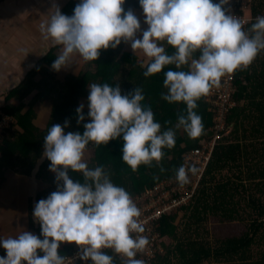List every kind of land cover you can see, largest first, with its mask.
Here are the masks:
<instances>
[{
	"label": "clouds",
	"instance_id": "9594fccd",
	"mask_svg": "<svg viewBox=\"0 0 264 264\" xmlns=\"http://www.w3.org/2000/svg\"><path fill=\"white\" fill-rule=\"evenodd\" d=\"M124 3L78 0L71 15L54 6L39 25L44 39L61 46L50 67L59 71L75 57L95 61L101 49H115L125 42L134 54L139 50L145 57V77L174 66L163 72L166 91L160 95L185 107L172 127L162 130L151 107L142 103L140 87L122 94L118 83H89L90 119L83 124V132H65L66 119L63 126L52 124L43 136L42 157L50 161L48 169L55 173L56 190L33 207L39 235L22 230L15 236L0 237V247L6 252L0 256V264H65V255L58 253L63 242L78 246L71 259L78 258L81 264H115L104 249L120 254L122 264H145L137 258L148 244V238L141 235L145 228L139 219L140 209L123 186L112 182L103 165L88 167L83 159L86 146L90 142L105 145L119 138L121 159L131 171L141 164H159L163 149L175 144L176 129H182L190 139L202 134L197 101L219 85L222 77L247 68L264 50V15H257L250 27L244 28L245 21L231 12L230 0H138L147 25L143 29ZM83 108L80 104L75 110L77 124L85 120ZM68 169L79 172L82 179L74 182ZM197 172L196 165L181 164L175 179L183 186Z\"/></svg>",
	"mask_w": 264,
	"mask_h": 264
},
{
	"label": "trees",
	"instance_id": "16d2710c",
	"mask_svg": "<svg viewBox=\"0 0 264 264\" xmlns=\"http://www.w3.org/2000/svg\"><path fill=\"white\" fill-rule=\"evenodd\" d=\"M77 2L68 0L61 12L71 15ZM123 7L134 13L141 9L138 0H125ZM244 14L251 18L244 27L248 28L257 15H264V0H251ZM126 44L101 49L95 61H85L77 71L65 73L62 68L56 71L50 67L61 46L52 47L5 96L0 120L7 116L8 123L0 131V168L5 166L25 174L36 170V178L43 184L36 193L37 201L56 190L55 173L48 169L50 161L42 157L43 136L52 124L63 126L66 119L65 132H83V124L90 119L89 83H118L122 94L140 87L144 94L142 103L151 107L162 130L172 127L184 109L183 103H169L160 95L166 91L163 72L174 66H165L160 73L145 77L143 60L127 51ZM166 50L172 51L171 47ZM250 81H264V50L247 68L234 72L235 105L226 116L231 130L215 142L192 199L159 220L155 229L161 241L155 245V256L149 259L144 253H137V258L145 257V264H264V101L247 97ZM243 99L246 102L241 103ZM36 104L46 108L41 116ZM80 104H84L85 120L77 124L75 110ZM195 111L202 118V134L190 139L182 129H176L175 144L163 149L159 164L153 161L131 171L121 159L119 138L99 146L90 142L83 159L88 161V167L103 165L112 182L123 186L134 198L164 179L176 180L175 170L185 164L186 153L213 137L215 111L207 95L197 101ZM37 119L39 123L35 122ZM244 123L250 124L249 132L234 135ZM161 167L164 171H160ZM68 175L74 182L82 179L79 172L71 169ZM39 232L38 225V235ZM76 248L74 242H63L58 253L71 255ZM105 252L113 256L115 264H122L116 253ZM38 254L42 255L39 250Z\"/></svg>",
	"mask_w": 264,
	"mask_h": 264
},
{
	"label": "crops",
	"instance_id": "0c3cea01",
	"mask_svg": "<svg viewBox=\"0 0 264 264\" xmlns=\"http://www.w3.org/2000/svg\"><path fill=\"white\" fill-rule=\"evenodd\" d=\"M67 2L68 0H0V108L9 90L20 83L36 61L52 47L60 46L53 45L50 39H44L39 25L48 19L54 6L58 5L61 11ZM135 15L141 21V28H146L142 9L137 10ZM139 35L138 32L137 36ZM126 50L134 53L129 44H126ZM25 52L27 54L24 57ZM135 55L145 60L139 50ZM74 59L69 66L62 68V73L77 71L85 62L79 57ZM247 93L251 100L264 101V81H250ZM244 102L246 101L243 99L241 103ZM249 125L244 123L239 126L234 135L241 136L249 132ZM42 188L41 180L36 178V170L25 174L5 166L0 168V237L15 236L22 230L37 234L39 224L34 221L32 211L37 201L36 193ZM5 254V250L0 247V256Z\"/></svg>",
	"mask_w": 264,
	"mask_h": 264
},
{
	"label": "built area",
	"instance_id": "2783aa9c",
	"mask_svg": "<svg viewBox=\"0 0 264 264\" xmlns=\"http://www.w3.org/2000/svg\"><path fill=\"white\" fill-rule=\"evenodd\" d=\"M250 1L251 0H230L231 12L245 21L243 27L251 21L250 16L244 14L249 9ZM235 90L234 73H231L222 77L219 85L212 86L207 94V100L215 111V124L212 127L214 134L210 140H204L202 145L186 153L185 165L194 164L198 168V172L190 176L189 182L180 186L175 182L176 180L164 179L153 186L147 187L143 193L132 198L140 209L139 219L142 221L145 228V231L141 233V235L148 238V244L142 251L146 258L148 257L150 259L155 256L154 252L157 251L155 245L161 241L160 235L155 229L159 220L163 216L171 214L172 211L181 208L194 196L210 160L215 142L221 135L226 133L230 127L226 122V116L229 110L235 105V100L233 98ZM7 119V116H3L0 128L6 125ZM76 250L71 255L65 256V264L80 262L78 258L76 260L71 259ZM106 250L111 249H104V251ZM117 255L120 259H123L120 254ZM145 257H141L140 259H143L146 263Z\"/></svg>",
	"mask_w": 264,
	"mask_h": 264
},
{
	"label": "rangeland",
	"instance_id": "374dc122",
	"mask_svg": "<svg viewBox=\"0 0 264 264\" xmlns=\"http://www.w3.org/2000/svg\"><path fill=\"white\" fill-rule=\"evenodd\" d=\"M35 108H36V109L38 110V112L40 113V116H41L42 111L45 112V109H46V108L43 109V107H41L39 104H36V105H35ZM41 108H42V109H41ZM35 122H38V123H39V120L37 119V120H35ZM229 129H230V127L228 128V131H229ZM228 131H227V132H228ZM227 132H226V133H227Z\"/></svg>",
	"mask_w": 264,
	"mask_h": 264
}]
</instances>
